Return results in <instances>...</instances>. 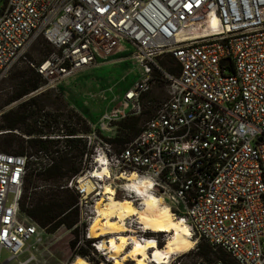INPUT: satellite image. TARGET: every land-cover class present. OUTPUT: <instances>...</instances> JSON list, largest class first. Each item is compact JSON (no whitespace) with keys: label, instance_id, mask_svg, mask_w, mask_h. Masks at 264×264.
Listing matches in <instances>:
<instances>
[{"label":"built area","instance_id":"built-area-1","mask_svg":"<svg viewBox=\"0 0 264 264\" xmlns=\"http://www.w3.org/2000/svg\"><path fill=\"white\" fill-rule=\"evenodd\" d=\"M40 39L52 52L35 64L28 57ZM166 56L176 61L172 71L160 63ZM124 57L143 74L125 92L124 111L103 117L100 128L112 136L101 137L87 121L89 133L67 138L97 142L117 173L153 180L191 237L231 264H264V0H0V83L28 63L44 82L30 97L59 93L77 74ZM157 75L167 98L117 151L108 142L117 126L109 125L143 115ZM32 159L0 151V264H45L40 248L48 233L21 207ZM81 175L65 188L77 193L86 223ZM127 225L163 246L161 234L134 219ZM85 238L106 256L99 239L89 231ZM92 255L86 260L94 264Z\"/></svg>","mask_w":264,"mask_h":264},{"label":"rangeland","instance_id":"rangeland-1","mask_svg":"<svg viewBox=\"0 0 264 264\" xmlns=\"http://www.w3.org/2000/svg\"><path fill=\"white\" fill-rule=\"evenodd\" d=\"M52 52V48L43 40L40 39L32 48L28 59L37 64L46 58ZM170 57H164L162 60ZM161 63V61H160ZM162 65V63H161ZM163 66V65H162ZM143 74L141 68L136 63V61L129 60L128 57H124L122 61L117 62L116 64H108L102 65L99 68H91L84 72L77 74L75 77L68 80L64 83L60 89L59 93H53L54 96H51V101L56 102L55 106H48L42 115L38 114L35 108H32L30 111L33 114L31 118L32 122H35L42 116L44 120L40 119L41 123H46L47 121L53 125L54 127L50 128L49 133L46 135L50 139H66L68 133L63 129V126H60L59 129H63L62 131H58L56 125L52 124L55 118H58V121L61 125L70 123L76 129H80L82 125L87 126V121H90L92 125L95 127L97 133L101 135V137H108L112 136L111 132L102 131L101 124L102 119L105 115H111L114 112L124 111L123 107V97L125 92L128 88L133 86L135 82L139 79V77ZM35 75V71L28 63H21L18 64L11 73L0 83V107L5 105L10 97L19 89V85L22 81L27 80L28 78ZM50 94V93H46ZM46 94L38 95L30 97L31 95L25 97L20 102L13 103L9 106L4 107L0 111V116L2 113L13 109L27 101L31 98L39 99L40 101L48 100L46 98ZM52 94V93H51ZM29 97V98H28ZM57 97V98H55ZM167 98V85L161 80L160 76H156L152 91L144 96L143 100V115L140 117V123L143 125L146 121L151 118L155 112L157 111L160 104ZM42 103V102H41ZM44 103V102H43ZM46 104V103H45ZM60 107L61 110L56 111L55 108ZM118 113V112H117ZM61 115V116H60ZM78 118L82 119L81 124H77ZM122 120L112 122L109 125V128H113L114 125H118ZM119 128H116V135H120L118 132ZM127 133V132H125ZM18 137L12 141V150L13 151H20L21 140H19L22 136L21 131L17 132ZM130 135V134H129ZM128 134L124 136V139L129 137ZM24 136H22L23 138ZM39 137V136H37ZM52 137V138H51ZM116 137V136H115ZM114 137V138H115ZM5 141L3 139L0 140V146L3 145ZM25 151L28 157H33L31 161H38L40 162V166H46L49 163V157L51 156L50 152H43L38 153L37 149H30L28 145H24ZM115 149L118 151L122 147L121 145L117 144ZM87 152L88 157L87 159L84 158L83 166L85 170V174H82V177L88 176L90 171L97 167L95 162V158L104 156L101 147L97 142L92 141L91 146L88 147L87 144ZM38 159V160H37ZM108 159L110 160V155H108ZM112 170V174L114 177L117 176V172L115 167L110 165ZM114 187L117 191V198L124 199L129 196H135L136 194H131L125 190L124 184L121 181H117L114 178ZM97 182V181H96ZM109 180H105L104 182H100L99 187H103V185L108 184ZM100 192L92 193L91 195H86L84 199V209L87 211L89 215V220L87 222H82L81 220V210L80 206H78L79 212V222L78 226V234H79V241L77 246L72 249L71 242L76 239L75 233L73 229H67L66 227H61L55 234H48L43 235L44 238V245L40 248V259L44 261L45 264H73V262L77 258H82L86 260V257H82L79 255V250L81 248H85L88 250L89 255L94 253L90 257V260H94V264L99 263H107L113 264L110 260L107 262L108 258L103 256L102 254L98 253L93 249V246L90 244L89 241L86 240L85 235L89 231V226L91 225L94 217H95V204L100 200V197L97 195ZM137 199V195L135 196ZM80 199L78 198V203ZM89 203V204H88ZM137 204L140 201H136ZM162 245L165 244L166 239L168 238L166 234H161L158 236ZM85 239L86 244H80V241ZM196 241V239H194ZM205 245L203 241H196L195 248L184 254L175 256L170 264H194L198 261H206V262H213L220 257H212L210 255L209 258L203 257L199 252V245ZM263 249H264V240H263ZM88 255V256H89ZM8 254L4 252L2 254V259H6ZM88 263V260H86ZM93 264V263H91ZM127 264H131L127 263ZM133 264V263H132ZM223 264H231L229 262H225Z\"/></svg>","mask_w":264,"mask_h":264},{"label":"trees","instance_id":"trees-1","mask_svg":"<svg viewBox=\"0 0 264 264\" xmlns=\"http://www.w3.org/2000/svg\"><path fill=\"white\" fill-rule=\"evenodd\" d=\"M166 57L170 58L161 60V63L164 68L172 71L176 61L172 56ZM43 83V80L36 73L27 80L22 81L19 89L5 105L0 107V111L13 103L21 102L22 99L36 91ZM44 96L48 99L46 102L31 98L1 114L0 140L3 139L5 142L0 146V151L25 155L24 145L26 144L30 149H37L38 153H51L48 159L49 163L46 166H40L38 159L36 162L29 161L21 207L40 227L46 229L48 234H55L61 227L73 229L76 239L71 242V248L74 249L79 241L78 227L74 228L79 222L78 195L75 191L65 188V186L72 178L85 173L83 161L85 155L89 156L87 141L81 138L50 139L46 136L50 128L54 126L48 121L41 123L40 119L44 120L42 113L48 106H55L57 103L51 101V96H54L53 93ZM32 108H35L38 114L42 115L35 122L31 121L33 114L30 110ZM55 110L59 111L61 108L57 107ZM77 120V124L82 123V119L78 118ZM140 120V117L135 116L122 120L117 125L120 135H116L113 139H108V142L113 147L117 146V144L121 145L122 147H119L120 149L118 150L120 151L125 144L131 142L140 133L142 127ZM52 124L56 125L58 129L63 126L68 136H76L78 133L86 134L91 131L84 124L80 129H76L70 123L61 125L58 118H55ZM63 129L61 128L58 131ZM18 131H21L22 136H24L19 139L23 145L20 151H13L11 149L12 141L18 137ZM126 134L130 135L127 139H124ZM198 248L200 254L205 258H209L210 255L213 258L218 256L220 258L217 260L231 263L226 253L223 251L218 254L214 253L212 247L206 242L205 245L201 243ZM79 255L86 257L89 252L85 248H81Z\"/></svg>","mask_w":264,"mask_h":264},{"label":"bare ground","instance_id":"bare-ground-1","mask_svg":"<svg viewBox=\"0 0 264 264\" xmlns=\"http://www.w3.org/2000/svg\"><path fill=\"white\" fill-rule=\"evenodd\" d=\"M102 156L97 167L85 177H80L79 189L87 195L98 193L100 200L95 204V217L89 226L91 239H99L100 249L113 264H170L175 256L184 255L195 248L196 241L187 224L175 217L174 212L154 192L156 186L150 178H140L136 173L120 172L116 177ZM114 178L135 196L118 199ZM109 180L99 187L100 182ZM97 181V182H96ZM155 186V187H154ZM136 201H140L139 204ZM129 219L150 233L166 234L167 240L161 247L151 238L141 239L127 225ZM73 264H90L77 258Z\"/></svg>","mask_w":264,"mask_h":264},{"label":"crops","instance_id":"crops-1","mask_svg":"<svg viewBox=\"0 0 264 264\" xmlns=\"http://www.w3.org/2000/svg\"><path fill=\"white\" fill-rule=\"evenodd\" d=\"M106 65H108V64H105V66H106ZM113 65H114V64H113ZM101 66H102V65H101ZM101 66H100V67H101ZM98 68H99V67H98Z\"/></svg>","mask_w":264,"mask_h":264}]
</instances>
